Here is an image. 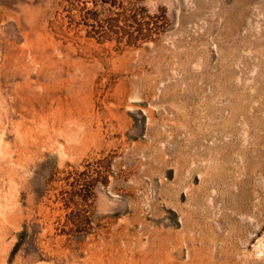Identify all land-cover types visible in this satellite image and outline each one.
<instances>
[{
    "label": "rangeland",
    "instance_id": "374dc122",
    "mask_svg": "<svg viewBox=\"0 0 264 264\" xmlns=\"http://www.w3.org/2000/svg\"><path fill=\"white\" fill-rule=\"evenodd\" d=\"M0 264H264V0H0Z\"/></svg>",
    "mask_w": 264,
    "mask_h": 264
}]
</instances>
